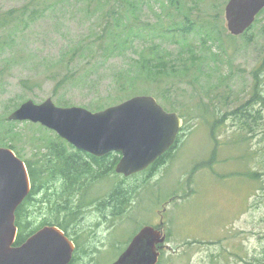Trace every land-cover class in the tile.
Here are the masks:
<instances>
[{"label": "rangeland", "instance_id": "374dc122", "mask_svg": "<svg viewBox=\"0 0 264 264\" xmlns=\"http://www.w3.org/2000/svg\"><path fill=\"white\" fill-rule=\"evenodd\" d=\"M228 1L137 0L145 29L136 28L127 48L110 54L106 21L113 18V31L127 32L114 17L129 15L131 0L123 6L116 0H0V146L41 164L58 134L8 119L29 99L95 111L148 94L185 119L179 141L155 169L92 178V188L77 193L73 264L113 263L145 226L169 235L158 264H264V120L252 131L251 109L231 114L251 98L255 71L264 66V9L236 35L227 25ZM189 22L198 28L189 40L171 30ZM142 64L147 68L140 72ZM64 77L70 82L58 86ZM61 180L26 204L32 228L53 217Z\"/></svg>", "mask_w": 264, "mask_h": 264}, {"label": "water", "instance_id": "95a60500", "mask_svg": "<svg viewBox=\"0 0 264 264\" xmlns=\"http://www.w3.org/2000/svg\"><path fill=\"white\" fill-rule=\"evenodd\" d=\"M264 9V0H229L228 29L243 34ZM11 121L39 123L71 145L103 157L120 153L116 172L125 176L142 172L177 142L185 119L167 110L153 95H135L94 111L82 106H59L52 98L41 103L26 100L13 110ZM31 189L25 161L10 147L0 146V264H70L75 244L65 231L47 225L16 245V210ZM167 239L163 229L143 227L111 264H158Z\"/></svg>", "mask_w": 264, "mask_h": 264}, {"label": "trees", "instance_id": "16d2710c", "mask_svg": "<svg viewBox=\"0 0 264 264\" xmlns=\"http://www.w3.org/2000/svg\"><path fill=\"white\" fill-rule=\"evenodd\" d=\"M116 1H120L119 5L122 6L124 5L122 1L129 2V0H116ZM136 1L137 0H131L132 9L129 15L118 14L116 17H114V18H119L117 20L118 29L123 26L125 28H128L127 32L125 31V29H121V30L119 29L116 32L113 31V25H111L109 22L113 18H108V21H106L108 22V25H110V27L112 28V30L109 31L110 40H111V49H109L110 54H112L113 53L112 51H114L116 48H127L125 46H127L131 42L130 36L136 33L135 32L136 28L145 29V26H140L141 22L138 21L141 15H139L140 14V7L138 4L139 2L135 4ZM140 1L141 3L145 2V0H140ZM124 21L128 23H125ZM105 29L108 30L107 28ZM171 30L182 31L181 38L184 37L183 39L189 40V37L191 38L193 35H196L195 31H198V28L197 26L193 27V22H189L188 27L187 26L174 27ZM126 33L128 34L126 35ZM183 46L191 50L189 44H187L185 41H183ZM104 51L105 54H108V51L106 49H104ZM158 63L160 65L162 62L158 60ZM139 68L141 72L145 70L147 67L146 65L142 64V67ZM153 70L155 71L157 70L158 72V68H154ZM263 73H264V66H262L260 69L255 71V79L257 82L255 83V90L253 91L251 98L246 102L245 105L239 107L238 109H236L231 113L237 117H241L242 114H245L247 111L251 109V113L248 116L251 117L252 131H255L256 125H259V122L261 120H264V87L260 86L261 74ZM158 74L162 76L160 72H158ZM140 78L143 77H137V79ZM69 82H70L69 79L64 77L57 83L58 86H66ZM103 108H104L103 106L96 107L95 111L102 110ZM165 108L169 111L171 110L175 111V108L173 107H165ZM222 118L223 117H219L216 120L222 121ZM249 123L250 121L248 120L245 122V124H249ZM252 131L251 134L253 133ZM66 144H67V148L63 146ZM171 150H169L161 158H159L150 167V170L155 169L158 165L163 163V159L166 158V156L171 152ZM17 155L19 156V154ZM120 158H121L120 153H116V152L110 153L109 155L104 157H97L90 153L83 152L72 146L66 140L56 135V139L52 142V144L47 146V152L43 154L40 161L41 164L39 166H37V163L33 164L30 161H25L32 181V190L29 196L26 198V200H24L16 210V225L18 227V236L16 239V245L22 244L30 235L35 233L38 229H40L42 226L46 224L58 225L69 236H71L72 233L76 231L75 229H73V226L75 225V217L79 215V212L81 210V208L75 210V207L72 206L74 197L77 195V193L80 190H85L88 188L87 190L89 191L92 188V187H88L89 186L88 184L91 183L92 178H99L102 176L106 177L110 173H115L116 172L115 168ZM256 174L255 172H253L251 174V177L257 180ZM59 178L62 179L61 180L62 187L60 190H57L55 192L58 197L60 196L59 197L60 200H58L57 203L52 205V210H54L52 211L53 217H51V219L44 220L41 224H39V226L32 228L31 221L26 218L27 215V210L25 208L26 204L30 201L33 195L37 193V191H39L41 188H44V186L46 185H47L46 194H48L49 191L52 189V186H50V182L55 181ZM88 191H87V196L84 197L83 203L80 202L81 204H86L85 202H88L87 200L90 197ZM118 193H121V190H118ZM113 197L114 195H112L111 199ZM48 200H50V198H48ZM105 201L108 202L109 199H106ZM66 209L68 213H66L62 217L60 213ZM74 260L75 259L73 258L70 264H73Z\"/></svg>", "mask_w": 264, "mask_h": 264}, {"label": "bare ground", "instance_id": "6f19581e", "mask_svg": "<svg viewBox=\"0 0 264 264\" xmlns=\"http://www.w3.org/2000/svg\"><path fill=\"white\" fill-rule=\"evenodd\" d=\"M31 190H32V181H31V189H30V192H29V194L31 193ZM29 194L27 195V197L29 196ZM26 197V198H27ZM26 198H25V200H26ZM47 225H55V224H46V225H44V226H47ZM44 226H42V227H44ZM55 226H58V225H55ZM41 227V228H42ZM59 227V226H58ZM59 228H61V227H59ZM62 229V228H61ZM39 230V229H38ZM63 230V229H62ZM64 231V230H63ZM66 233V232H65ZM67 234V233H66ZM67 236H69L68 234H67ZM69 238L74 242V244H75V252L77 251V249H78V245H77V243L75 242L76 240L72 237V236H69Z\"/></svg>", "mask_w": 264, "mask_h": 264}, {"label": "flooded vegetation", "instance_id": "af4514ba", "mask_svg": "<svg viewBox=\"0 0 264 264\" xmlns=\"http://www.w3.org/2000/svg\"><path fill=\"white\" fill-rule=\"evenodd\" d=\"M109 155V154H108ZM107 156V155H106ZM104 157V156H103ZM161 250H162V247H161ZM163 250H164V248H163ZM163 250H162V252H163Z\"/></svg>", "mask_w": 264, "mask_h": 264}]
</instances>
